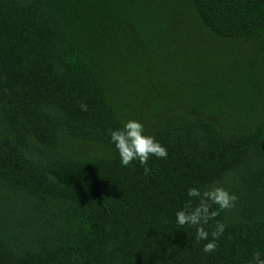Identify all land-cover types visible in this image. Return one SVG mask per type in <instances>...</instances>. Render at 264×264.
<instances>
[{
  "label": "trees",
  "instance_id": "trees-1",
  "mask_svg": "<svg viewBox=\"0 0 264 264\" xmlns=\"http://www.w3.org/2000/svg\"><path fill=\"white\" fill-rule=\"evenodd\" d=\"M128 119L167 148L149 174L109 141ZM213 184L238 199L205 253L174 212ZM256 250L264 0H0V264H247Z\"/></svg>",
  "mask_w": 264,
  "mask_h": 264
},
{
  "label": "clouds",
  "instance_id": "clouds-1",
  "mask_svg": "<svg viewBox=\"0 0 264 264\" xmlns=\"http://www.w3.org/2000/svg\"><path fill=\"white\" fill-rule=\"evenodd\" d=\"M79 107L81 111H88L87 104L81 103ZM109 141L122 167H127L136 161L143 167L145 174L151 172L148 166L151 156L158 159L168 156L167 148L154 136L146 134L144 124L139 120L128 119L122 122V127L110 130ZM186 196L188 200L174 212L175 224L179 228L185 225L194 228V241L196 243L204 241L201 250L205 253L214 252L226 228L225 223L215 218L220 211L233 208L238 197L225 187L216 184L205 188L189 187ZM247 264H264V251H253Z\"/></svg>",
  "mask_w": 264,
  "mask_h": 264
}]
</instances>
